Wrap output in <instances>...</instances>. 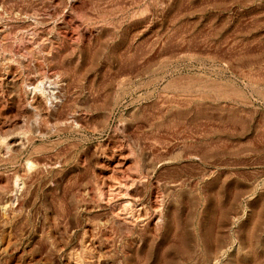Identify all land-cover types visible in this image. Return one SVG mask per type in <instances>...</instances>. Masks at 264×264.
I'll return each mask as SVG.
<instances>
[{"label": "rangeland", "instance_id": "rangeland-1", "mask_svg": "<svg viewBox=\"0 0 264 264\" xmlns=\"http://www.w3.org/2000/svg\"><path fill=\"white\" fill-rule=\"evenodd\" d=\"M0 264H264V0H0Z\"/></svg>", "mask_w": 264, "mask_h": 264}, {"label": "bare ground", "instance_id": "bare-ground-1", "mask_svg": "<svg viewBox=\"0 0 264 264\" xmlns=\"http://www.w3.org/2000/svg\"><path fill=\"white\" fill-rule=\"evenodd\" d=\"M2 31H3V30H2ZM4 33H5V32H4ZM2 36H3V35H2ZM3 37H4V36H3ZM24 66H25V65H24ZM52 75H53V74H52ZM56 76H57V75H56ZM54 77H55V76H54ZM54 77H53V78H54ZM54 81H55V80H54ZM121 159H122V158H121ZM120 186H121V185H120ZM120 186H119V187H120ZM124 186H125V185H124ZM124 186H123V187H124ZM121 187H122V186H121ZM120 189H121V188H120ZM120 189H119V188H114L113 190L111 189L112 191L108 192V194H109L110 196H114V195L117 194V195H119V197H120V195L123 194V193L120 191ZM109 190H110V189H109ZM120 193H122V194H120ZM119 197L117 196V198H119ZM110 198H111V197H110ZM110 198H109V199H110ZM115 198H116V197H115ZM123 206H124V205H123ZM130 206H131V205H130ZM126 207H127V209L129 208L127 205H126ZM133 208H134V207H133ZM133 208H132V209H133ZM121 210H122V209H121ZM124 210H125V208H124ZM135 210H136V209H135ZM135 210H132L133 213L131 212V213H130V216H131V214H132V216H134V213H136V214L138 215V211L135 212ZM130 211H131V210H130ZM128 212H129V209H128ZM121 213H122V211H121ZM124 214H126V213H124ZM136 214H135V215H136ZM127 216H128V215H127ZM138 216H139V215H138ZM138 216H137V217H138ZM156 216L158 217V214H157ZM156 216H155V218H156ZM122 218H124V217H122ZM125 218H126V217H125ZM125 218H124V219H125ZM124 219H123V220H124ZM135 219H136V217H135ZM125 220H126V219H125ZM132 220H133V223H134V219H133V217H132ZM136 220H137V219H136ZM158 220H159V219H158ZM122 222L127 224V221H122ZM122 222H121V223H122ZM128 222H129V221H128ZM130 222H132V221H130ZM130 222H129V223H130ZM129 223H128V226H129ZM130 224H131V223H130ZM131 225H132V224H131ZM131 225H130V226H131ZM134 226H135V225H134ZM127 228H128V227H127Z\"/></svg>", "mask_w": 264, "mask_h": 264}]
</instances>
